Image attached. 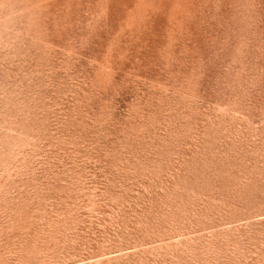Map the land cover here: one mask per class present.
Wrapping results in <instances>:
<instances>
[{"label": "rangeland", "instance_id": "1", "mask_svg": "<svg viewBox=\"0 0 264 264\" xmlns=\"http://www.w3.org/2000/svg\"><path fill=\"white\" fill-rule=\"evenodd\" d=\"M0 264H264V0H0Z\"/></svg>", "mask_w": 264, "mask_h": 264}]
</instances>
